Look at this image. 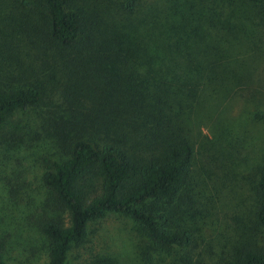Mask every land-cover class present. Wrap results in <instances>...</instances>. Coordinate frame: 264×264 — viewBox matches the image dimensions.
<instances>
[{
	"label": "rangeland",
	"instance_id": "obj_1",
	"mask_svg": "<svg viewBox=\"0 0 264 264\" xmlns=\"http://www.w3.org/2000/svg\"><path fill=\"white\" fill-rule=\"evenodd\" d=\"M173 1L140 0L130 13L124 0H69L81 33L74 47L63 49L42 35V8L28 0H0V87L40 91L36 106L14 111L0 127V259L6 264H45L48 243L40 223L65 222L41 175L78 133L70 89L95 70L114 84L133 73L144 76L150 54L140 38L153 22L161 28ZM176 1L199 14L212 0ZM152 10L157 17L146 20ZM244 95H201L179 111L191 146L189 172L173 196L146 207L155 210L164 230L186 234L182 248L155 247L131 219L107 213L88 225L68 262L238 264L246 251L264 254V229L254 220L255 184L264 165V90Z\"/></svg>",
	"mask_w": 264,
	"mask_h": 264
},
{
	"label": "trees",
	"instance_id": "obj_2",
	"mask_svg": "<svg viewBox=\"0 0 264 264\" xmlns=\"http://www.w3.org/2000/svg\"><path fill=\"white\" fill-rule=\"evenodd\" d=\"M28 1L43 9L42 35L54 46L77 44L79 18L69 9V0ZM124 1L132 13L140 0ZM209 2L198 14L186 12L174 0L161 28L149 24L140 38L152 56L144 76L133 73L114 84L95 70L94 77L87 74L70 89L68 102L77 108L72 109V129L78 133L41 175L54 205L66 214L65 222L40 223L48 243L45 264H75L67 260L69 250L84 241L90 223L107 213L131 219L155 247L185 245L186 234L164 230L155 210L146 207L173 196L189 172L191 146L186 128L179 125L180 109L201 95L245 96L264 90V0ZM213 11L218 14L210 16ZM152 13L157 17L152 10L145 19ZM39 100L35 87H0V127L11 113ZM255 195L254 220L264 229V165ZM0 264L6 263L0 259ZM238 264H264V254L246 251Z\"/></svg>",
	"mask_w": 264,
	"mask_h": 264
}]
</instances>
